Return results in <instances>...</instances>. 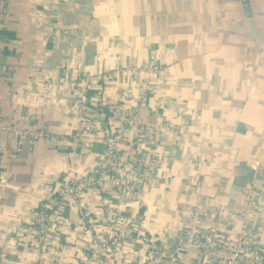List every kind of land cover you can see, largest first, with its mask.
Listing matches in <instances>:
<instances>
[{"label":"crops","instance_id":"0c3cea01","mask_svg":"<svg viewBox=\"0 0 264 264\" xmlns=\"http://www.w3.org/2000/svg\"><path fill=\"white\" fill-rule=\"evenodd\" d=\"M119 61L159 67L151 109L141 114L183 126L152 147L164 157L158 179L134 202L109 187L88 190L82 204L67 206L61 219L44 226L51 246L36 247L19 232L40 216L61 181L97 167L108 117L99 134L57 147L38 142L19 157L6 138L2 165L10 187L0 193V264H88L83 246L93 245L110 207L126 211L136 242L145 236L164 247L186 229L188 213H197L203 231L233 237L246 192L264 205V0H0V118L24 117L31 128L70 137L84 122L71 99L98 88L106 105L125 102L133 114L144 78L125 71L107 77ZM164 101L172 107L154 108ZM130 150L123 148L124 157ZM250 220L264 250V216L252 213ZM124 257L135 263L133 245ZM207 262L191 250L180 264Z\"/></svg>","mask_w":264,"mask_h":264},{"label":"built area","instance_id":"2783aa9c","mask_svg":"<svg viewBox=\"0 0 264 264\" xmlns=\"http://www.w3.org/2000/svg\"><path fill=\"white\" fill-rule=\"evenodd\" d=\"M124 71L129 76L144 78L137 92L139 108L133 114L129 112L125 102L106 105L104 90L98 88L93 95L78 93L71 99V109L81 114L84 122L82 128L70 137L42 128H31L24 117L17 121L7 117L0 118L1 193L10 187L8 172L2 165L6 138L15 142V154L19 157L27 147L33 148L38 142L57 147L69 139L78 140L84 135L99 134L104 131L101 124L108 117L109 130L106 132L105 148L97 167L86 176L61 181L54 196L44 205L40 216L19 232V236L31 237L36 247L48 249L51 246V239L44 232V226L54 225L61 219L67 206L82 204L88 190L103 193L109 187L119 198L134 202L150 182L158 179L164 157L152 147L158 145L161 135L178 133L183 126L172 122H152L141 114L151 109V86L160 75V69L155 63L143 67H126L124 62L119 61L107 77ZM171 107L172 103L165 101L157 102L154 106L160 110ZM124 147L131 149V154L127 157L123 154ZM246 197L243 222L233 237H227L219 229L203 231L200 219L193 211L186 215L187 227L176 242L164 247L145 236H141L136 242L135 231L126 224V211L121 207H110L107 220L96 234L93 245H84L82 255L88 264H126L124 250L127 245H133L136 260L132 264H180L182 254L191 250L200 251L206 257L207 264H264V250L256 245L260 232L250 220L252 213L264 216V205L253 191L246 192ZM83 233L90 234L91 228L84 226ZM44 264L55 263L46 260Z\"/></svg>","mask_w":264,"mask_h":264},{"label":"water","instance_id":"95a60500","mask_svg":"<svg viewBox=\"0 0 264 264\" xmlns=\"http://www.w3.org/2000/svg\"><path fill=\"white\" fill-rule=\"evenodd\" d=\"M248 23H249L248 32L252 36L253 41H256L257 40V30L254 25V20L252 17L248 18Z\"/></svg>","mask_w":264,"mask_h":264},{"label":"flooded vegetation","instance_id":"af4514ba","mask_svg":"<svg viewBox=\"0 0 264 264\" xmlns=\"http://www.w3.org/2000/svg\"><path fill=\"white\" fill-rule=\"evenodd\" d=\"M248 28H249V25H248Z\"/></svg>","mask_w":264,"mask_h":264}]
</instances>
